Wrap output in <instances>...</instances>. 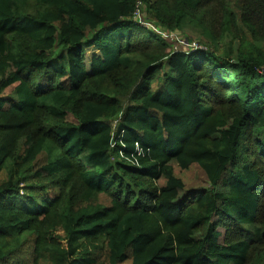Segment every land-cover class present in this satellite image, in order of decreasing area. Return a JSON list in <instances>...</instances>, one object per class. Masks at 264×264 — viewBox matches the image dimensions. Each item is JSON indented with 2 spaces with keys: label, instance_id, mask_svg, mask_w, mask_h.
Returning <instances> with one entry per match:
<instances>
[{
  "label": "trees",
  "instance_id": "1",
  "mask_svg": "<svg viewBox=\"0 0 264 264\" xmlns=\"http://www.w3.org/2000/svg\"><path fill=\"white\" fill-rule=\"evenodd\" d=\"M0 176V264H264V0H0Z\"/></svg>",
  "mask_w": 264,
  "mask_h": 264
},
{
  "label": "rangeland",
  "instance_id": "2",
  "mask_svg": "<svg viewBox=\"0 0 264 264\" xmlns=\"http://www.w3.org/2000/svg\"><path fill=\"white\" fill-rule=\"evenodd\" d=\"M142 16L143 15H141L140 11L137 12V19L140 20L148 30H153V28ZM162 35L168 42L172 44L173 49L177 47H182L180 43L182 41V38L180 36H177V34L162 33ZM184 47L186 51L190 49L189 45H186ZM191 47L193 46L191 45ZM94 53H96V51L93 49L87 50L85 53L87 60H89L91 55H94ZM174 172L176 176L180 177L184 181L186 190L197 189L207 185V178L204 172L197 165H193L187 170H181L177 166H175ZM1 178L2 176H0V180Z\"/></svg>",
  "mask_w": 264,
  "mask_h": 264
},
{
  "label": "built area",
  "instance_id": "3",
  "mask_svg": "<svg viewBox=\"0 0 264 264\" xmlns=\"http://www.w3.org/2000/svg\"><path fill=\"white\" fill-rule=\"evenodd\" d=\"M182 42V41H181ZM180 42V43H181ZM186 45H189V47L191 48V49H194V48H199V49H202V46L201 45H198L196 42H192V43H189V44H185V45H183V47L184 46H186ZM191 45L193 46V47H191ZM185 48V47H184Z\"/></svg>",
  "mask_w": 264,
  "mask_h": 264
}]
</instances>
